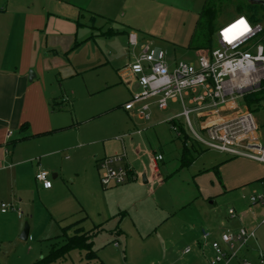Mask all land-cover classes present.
Here are the masks:
<instances>
[{"label":"rangeland","instance_id":"1","mask_svg":"<svg viewBox=\"0 0 264 264\" xmlns=\"http://www.w3.org/2000/svg\"><path fill=\"white\" fill-rule=\"evenodd\" d=\"M85 1L91 3L94 13L98 11L95 9H99L111 15L114 21L107 24L104 18L95 15L91 18L88 13L81 11L78 21L70 23L76 27V33L70 36L57 35L52 39L55 52H50L44 59L43 79L48 89L50 87L54 92V99L51 101L54 110L52 116L59 125L66 128L56 138L85 146L81 161L87 156L90 164L87 165L88 169L83 167L85 163L83 166L79 164L76 173L89 175L93 156L102 160L112 157L111 152L118 155L125 152H120L124 137L119 134L131 122L123 114L122 105L140 91L134 78L121 74L123 68L133 62V53L135 55L138 51V48L132 49L129 46L127 36L136 34L139 45L151 41L153 49L162 51L169 68L175 62L195 63L197 52L189 50L188 43L206 0ZM210 1L221 5L217 15V29L237 16L246 17L249 21L257 17L259 22L264 19V7L250 5L247 0ZM216 48L218 46L214 41L213 49ZM186 101L187 98H184L185 103ZM238 103L241 107L248 108L258 133L264 136V98L248 104L243 98H238ZM181 111L180 103L168 101L166 111L159 112L153 108L150 120L145 122L149 128L155 123L164 122L162 126L160 124L146 132L144 128L139 129V139L163 158V162L158 163L162 186L158 192L160 199L157 201L162 209L168 208V211L178 205L177 211H174L176 214L152 234L140 238L135 233V227L139 225L141 231L144 228L142 224H149L147 220L155 221L159 218L157 216L160 209L153 198L144 199L141 208L130 217H122L119 213L114 219L122 223L126 229V237L107 231L94 236L93 249L103 264H207L213 254L202 240L200 232L208 231L204 224V221H208V215L222 223L218 236L214 238L217 241L222 231L236 232L240 228L254 230L255 238L248 243V250L240 251L238 258L232 262L240 261L248 252L249 255L264 252V223H261L264 221V205H253L249 200L252 196H264V165L244 158H230L195 143L201 149L200 155L196 156L193 163L183 167L180 161L183 138L186 135L189 142L194 143L193 135L182 117L176 118L182 129L179 135L167 122L165 124V120L178 116ZM189 119L194 132L201 134L196 115L190 114ZM157 139L160 143H157ZM63 156L72 158L68 151ZM61 161L64 165V161ZM208 161L217 162L213 167L218 172L216 176L213 167L206 168V173L214 178L216 190H212V194L207 196L212 195L209 200L202 192H198L193 178L198 173L197 170L202 169L203 164L206 165ZM221 165L226 166L219 169ZM94 170L97 177V170ZM72 180V177L65 178V188L51 200L52 206L46 207L43 203L36 202L30 212L17 208L23 213L20 232L24 223L29 228L28 238L24 242L18 239V235L9 232V228L14 226L16 213L8 211L5 220L8 229L0 226V232H3L0 233V264H35L46 259L52 251L64 244V232L72 234L71 229L67 228L71 222L79 221V227L89 229L88 231L99 228L96 224L97 211L109 204L111 211L116 201L115 194L121 192L123 187L104 188L98 178V187L90 183L88 190L82 192L83 196L78 197L79 205L87 209H84L87 218L82 212L75 211L70 191H75L77 183ZM223 180L231 188H224ZM68 189L69 195L66 194ZM119 198H123V195L119 194L118 200ZM8 203L4 202L6 205ZM15 203L16 201L13 206L16 208ZM228 209L234 211L233 218L228 215ZM108 222L105 221V224ZM113 243L117 244L116 247ZM186 248L191 249V253L182 256ZM79 263H85L83 253L73 250L50 264Z\"/></svg>","mask_w":264,"mask_h":264},{"label":"crops","instance_id":"2","mask_svg":"<svg viewBox=\"0 0 264 264\" xmlns=\"http://www.w3.org/2000/svg\"><path fill=\"white\" fill-rule=\"evenodd\" d=\"M90 4L85 0L82 2L80 0H0L2 6L0 8V205L9 202L8 204L14 209L18 208L26 212H30L36 202L50 207L53 204L51 200L58 192L64 190L65 178L72 177V182L77 183L75 191L73 189L70 191L73 205L75 204L76 207L75 211L82 212L88 218L85 212L87 209L79 205L80 198L78 197L83 196L82 192L88 190L90 183L97 186V178L99 181L98 162L100 160L93 156L94 161L90 166L91 173L89 175L88 173H76L79 164L83 166L85 163L83 167L86 166L88 169V157L84 156V161H81L85 146L70 144L56 138V135L64 132L66 128L59 125L52 116L54 110L51 101L54 99V92L50 87L48 89L44 82L43 64L45 57L50 52H55L51 43L52 39L57 35L70 36L76 33V27L70 23L78 21L81 11L88 13L91 18L94 15L104 18L107 24L114 21L112 16L104 11L95 9L98 11L94 13ZM87 10H93V12ZM109 32L112 31L109 30ZM30 74L32 75L30 76ZM121 74L134 78L126 67L123 68ZM122 112L131 123L133 122L129 123V126L119 134L124 137L120 152L125 150L123 153L130 169V178L126 183L119 185L123 188H121V192H116V201L112 210L110 211L109 204L97 211L99 213L96 224L99 225L100 231L96 233V236L107 231V233L113 232L115 235L126 237V229L120 221L114 218L119 213L122 217H130L133 212L137 213L141 208L144 199L153 198V201L156 202L155 205L160 209L157 216L159 218L155 221L147 220L149 224H142L144 228L141 231L139 225L135 227V233L138 237L143 238L166 224L168 219L176 214L174 211H177L178 205L175 209H170L172 211L160 207L157 200L160 199L158 192L162 184L159 179V170L155 173L152 162V157L156 155V152L139 139L141 133L137 134L140 128H144L146 132L150 128L159 127L160 124L162 126L164 122L155 123L149 128L145 122L138 120L134 115L123 110ZM23 124L27 125L25 129H21ZM157 143H160L159 139H157ZM192 149L193 153H195L194 150L198 151L199 154H196L198 157L201 151L195 146ZM67 151L72 154V158L63 156ZM111 154L118 155L113 152ZM61 159L64 161V165H62ZM162 162L163 160L159 163ZM216 163V161H208L206 165L204 163L202 169H198V173L193 176L198 192H202L205 198L212 194V190L216 191L213 176L206 173V168L213 167ZM225 166L219 167V169H223ZM94 169L97 170V177ZM38 170L48 173L51 181L50 189H43L35 181L34 175ZM224 183V188H231V185ZM119 186H114V188ZM66 194L69 195V189ZM119 194H122L123 198L118 200ZM211 197H207V200ZM15 201L16 208L13 206ZM7 213L8 211L0 212V226L4 229H8V225L5 224ZM20 213V216L16 214L12 229L9 228V232L12 231L18 237L23 215L22 211ZM207 219L209 222L204 221V224L208 228L207 232L214 239L218 236L222 223L216 221L211 215H208ZM105 221L109 222L105 224ZM69 225H75V228H79L83 232L89 230H84L82 226L79 227V221L71 222ZM133 225L135 224L133 223ZM94 238L92 242L95 240ZM113 244L116 247L117 244ZM183 252L182 256H187L191 253V249L188 254ZM249 253H245L243 258L249 260L251 264H257L256 255L254 253L249 255ZM99 260L103 264L100 258ZM229 264L242 263L241 260H238Z\"/></svg>","mask_w":264,"mask_h":264},{"label":"built area","instance_id":"3","mask_svg":"<svg viewBox=\"0 0 264 264\" xmlns=\"http://www.w3.org/2000/svg\"><path fill=\"white\" fill-rule=\"evenodd\" d=\"M127 39L132 49L138 48L135 55L133 53V62L126 68L140 91L122 105L125 112L147 122L153 108L162 112L167 110L168 101L180 103V114L165 120L173 131L177 129L172 121L182 117L197 145L230 158H244L264 165V136L258 133L248 108L238 103V98L259 90L260 84L264 83V19L255 22L237 16L217 29L215 43L218 48L198 51L195 63L175 62L172 68L166 63L162 51L153 49L151 41L139 45L134 33ZM184 98H187L186 103ZM190 114L196 115L201 134L194 132ZM161 161L159 154L152 157L155 173L157 163ZM129 174L125 154L99 162V182L104 188L126 183ZM34 179L43 189L51 188L47 172L38 170ZM249 200L253 205H264V196H252ZM7 211L21 215L11 205L1 204L0 212ZM227 213L234 217L232 209ZM200 234L213 254L207 264L231 263L238 258L240 251L248 250V243L255 238L254 230L245 228L236 232L223 231L218 241L207 231L202 230ZM189 252L190 249L186 248L183 253ZM241 263L251 264L243 257ZM256 263L264 264V252L256 253Z\"/></svg>","mask_w":264,"mask_h":264},{"label":"trees","instance_id":"4","mask_svg":"<svg viewBox=\"0 0 264 264\" xmlns=\"http://www.w3.org/2000/svg\"><path fill=\"white\" fill-rule=\"evenodd\" d=\"M220 6L221 5H219L218 3H213L210 0L205 1L195 22V29L188 44L189 50L196 52L201 49L211 50L213 48L215 36H216L215 34L217 31L216 28L217 15ZM254 21L259 22V19L257 20L255 19ZM242 98L244 99V102L247 104L250 101L255 102L264 98V83L260 84L259 90L245 94L242 96ZM172 123L173 125L176 126L177 132L182 133V129L179 127L177 120L172 121ZM26 127L27 125L23 124L21 126V129H25ZM194 146H195V142L190 143L188 137L184 135L183 148L180 159L181 165L183 167L190 165L196 158V154H199L198 151L196 150H194L195 153H193L192 147L194 148ZM198 149L201 151L200 148ZM99 162H98V170H99ZM213 170H215L214 171L215 175L218 176V172L215 167L213 168ZM67 228L72 230V234L67 235L66 232L63 233L64 244L57 250L52 251V253L46 259L40 260L35 264H50L57 259L65 257L69 252L73 250L83 253V259L85 261V263L83 264H102L96 254V251L93 249V242H92V239L94 238L96 233L100 231L99 228L87 232H83L81 229L75 228V225H69L67 226Z\"/></svg>","mask_w":264,"mask_h":264},{"label":"water","instance_id":"5","mask_svg":"<svg viewBox=\"0 0 264 264\" xmlns=\"http://www.w3.org/2000/svg\"><path fill=\"white\" fill-rule=\"evenodd\" d=\"M247 3L250 4V5H260L262 7H264V1L262 0H247ZM32 74H30L31 76ZM144 183V181H143ZM28 231H29V228H28V225L26 223H24L23 225V228L19 234V240L20 241H26L27 238H28Z\"/></svg>","mask_w":264,"mask_h":264}]
</instances>
